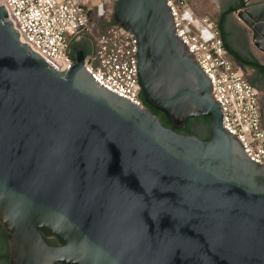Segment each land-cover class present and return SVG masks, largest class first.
<instances>
[{
	"label": "water",
	"instance_id": "water-1",
	"mask_svg": "<svg viewBox=\"0 0 264 264\" xmlns=\"http://www.w3.org/2000/svg\"><path fill=\"white\" fill-rule=\"evenodd\" d=\"M238 7V8H237ZM264 2L222 0L224 48L263 93ZM0 6V264H264V164L175 34L167 0H116L136 38L139 107L98 83L90 34L51 67Z\"/></svg>",
	"mask_w": 264,
	"mask_h": 264
},
{
	"label": "built area",
	"instance_id": "built-area-1",
	"mask_svg": "<svg viewBox=\"0 0 264 264\" xmlns=\"http://www.w3.org/2000/svg\"><path fill=\"white\" fill-rule=\"evenodd\" d=\"M174 17L175 34L191 50L212 82V96L222 105L223 127L242 143L246 155L264 164V128L261 92L253 87L231 58L220 39L216 20L197 15L189 0H167ZM100 4V5H99ZM95 8L83 0H0L22 43L36 51L56 70H68L65 48L80 30L91 34L95 65L86 70L101 85L139 107H146L135 93L136 38L113 21L116 0H103ZM104 26L98 31L100 20ZM135 85V86H134Z\"/></svg>",
	"mask_w": 264,
	"mask_h": 264
},
{
	"label": "rangeland",
	"instance_id": "rangeland-1",
	"mask_svg": "<svg viewBox=\"0 0 264 264\" xmlns=\"http://www.w3.org/2000/svg\"><path fill=\"white\" fill-rule=\"evenodd\" d=\"M83 1L86 2L88 4V6L93 9L99 3H102L103 0H83ZM189 2H190V5L192 6L194 12L197 15H206V16H209V17L216 20L218 14H219V11H220L222 0H189ZM243 24L246 27H248L244 22H243ZM103 26H104V20L102 19L99 22L97 30L100 31ZM242 36H243V39H244V41L248 47L247 39L245 38V36L243 34H242ZM90 39H91V34H90ZM91 41H92V39H91ZM253 49H254L255 53L258 55L259 60L264 59V52L263 51L259 50L254 44H253ZM241 70L244 72V74H250L251 73L250 68L246 67V66L241 67ZM262 96H263V94L261 92V98H262ZM261 106H262V104H261Z\"/></svg>",
	"mask_w": 264,
	"mask_h": 264
},
{
	"label": "crops",
	"instance_id": "crops-1",
	"mask_svg": "<svg viewBox=\"0 0 264 264\" xmlns=\"http://www.w3.org/2000/svg\"><path fill=\"white\" fill-rule=\"evenodd\" d=\"M255 2H264V0H254ZM219 15V14H218ZM233 17H234V19H235V21H236V23H237V26H238V28H239V30H240V32L245 36V38L247 39V42H248V49H249V51H250V54H251V56H253L254 58H256L257 60H259L258 59V55L255 53V51H254V49H253V42H252V40H251V34H250V29H249V27H246L244 24H243V22L240 20V19H238V17L237 16H235V14H233ZM244 26H243V25ZM254 69V68H253Z\"/></svg>",
	"mask_w": 264,
	"mask_h": 264
},
{
	"label": "trees",
	"instance_id": "trees-1",
	"mask_svg": "<svg viewBox=\"0 0 264 264\" xmlns=\"http://www.w3.org/2000/svg\"><path fill=\"white\" fill-rule=\"evenodd\" d=\"M238 8V7H237ZM217 20H218V16H217V19H216V23H217ZM113 21H114V18H113ZM217 28H218V26H217ZM218 31H219V28H218ZM229 53V52H228ZM229 55L231 56V58L232 59H234L235 61H237L238 63H239V61L237 60V59H235V58H233V56L229 53ZM256 59V58H255ZM240 64H242L243 66H247V67H252V66H250V65H246V64H243V63H240ZM252 68H254V67H252ZM255 70H256V68H254Z\"/></svg>",
	"mask_w": 264,
	"mask_h": 264
},
{
	"label": "flooded vegetation",
	"instance_id": "flooded-vegetation-1",
	"mask_svg": "<svg viewBox=\"0 0 264 264\" xmlns=\"http://www.w3.org/2000/svg\"><path fill=\"white\" fill-rule=\"evenodd\" d=\"M93 42V41H92ZM93 47H94V43H93ZM247 67V66H246ZM250 68V70H251V73H254V72H256V70L255 69H253L252 67H249ZM263 94V93H262ZM263 124V123H262Z\"/></svg>",
	"mask_w": 264,
	"mask_h": 264
},
{
	"label": "bare ground",
	"instance_id": "bare-ground-1",
	"mask_svg": "<svg viewBox=\"0 0 264 264\" xmlns=\"http://www.w3.org/2000/svg\"><path fill=\"white\" fill-rule=\"evenodd\" d=\"M100 5V4H99Z\"/></svg>",
	"mask_w": 264,
	"mask_h": 264
}]
</instances>
